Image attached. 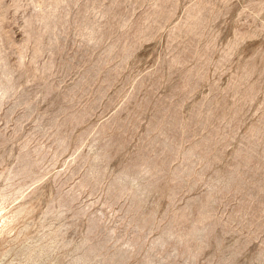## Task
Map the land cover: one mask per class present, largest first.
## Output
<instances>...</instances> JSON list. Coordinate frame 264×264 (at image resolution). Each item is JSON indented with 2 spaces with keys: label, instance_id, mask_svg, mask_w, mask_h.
I'll use <instances>...</instances> for the list:
<instances>
[{
  "label": "rangeland",
  "instance_id": "1",
  "mask_svg": "<svg viewBox=\"0 0 264 264\" xmlns=\"http://www.w3.org/2000/svg\"><path fill=\"white\" fill-rule=\"evenodd\" d=\"M0 264H264V0H0Z\"/></svg>",
  "mask_w": 264,
  "mask_h": 264
}]
</instances>
